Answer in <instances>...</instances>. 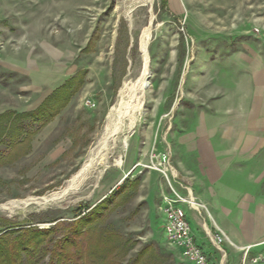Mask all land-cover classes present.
I'll return each mask as SVG.
<instances>
[{
    "label": "rangeland",
    "instance_id": "obj_1",
    "mask_svg": "<svg viewBox=\"0 0 264 264\" xmlns=\"http://www.w3.org/2000/svg\"><path fill=\"white\" fill-rule=\"evenodd\" d=\"M148 27L135 122L68 188L117 123ZM204 146L209 163L219 151L217 180L198 169ZM167 200L195 240L264 209V0H0V234L52 228L35 264H58L55 247L69 252L60 264H100L88 248L101 237L103 264H194L167 231Z\"/></svg>",
    "mask_w": 264,
    "mask_h": 264
},
{
    "label": "crops",
    "instance_id": "obj_2",
    "mask_svg": "<svg viewBox=\"0 0 264 264\" xmlns=\"http://www.w3.org/2000/svg\"><path fill=\"white\" fill-rule=\"evenodd\" d=\"M199 150L200 161L198 169L204 174L211 176L213 180L220 178L224 166L219 159H215L219 151L212 146L214 159L213 163H209L205 159L208 156L205 146ZM241 193L244 192H239V194ZM223 228L225 234L228 235L230 241L233 243L226 242L223 244L226 251L223 264H240L245 256L246 264H255L250 259L258 254L264 255V209L261 206H256L253 212L246 210L239 211L238 217L234 216V221L232 222L230 220L225 222ZM195 241L207 252L212 264H219L221 255L217 250L215 251L216 248L210 241V238L208 240L197 238ZM257 264H264V262Z\"/></svg>",
    "mask_w": 264,
    "mask_h": 264
},
{
    "label": "bare ground",
    "instance_id": "obj_3",
    "mask_svg": "<svg viewBox=\"0 0 264 264\" xmlns=\"http://www.w3.org/2000/svg\"><path fill=\"white\" fill-rule=\"evenodd\" d=\"M150 30L151 29L148 27L144 31L141 37L142 61H143L141 72L134 81L124 84V86L121 88L120 99L117 105L113 109H111L112 112L110 113L111 114L110 117L116 116L115 118L117 119V123L113 126V129L108 130L105 133L104 137H102V139L98 142V144L95 145L96 154H92L91 156H89L88 160L83 164V166L78 170V172L75 175H73L70 181H68L69 182V184L67 183L68 188H71L75 186L77 183H79L84 178L85 174L97 168L98 164L101 166L100 164L102 163L101 158L104 155H106L110 137L121 130L123 121L125 119L129 120L130 127L133 126L135 122L136 114L140 111L142 106V98L144 92L147 90V88L150 85L149 79H150L151 71H150V58L148 53V47L150 42ZM127 146H128L127 137H125L123 140V148H127ZM115 164L121 165L122 158L117 157L115 159ZM103 165L106 164L103 163L102 166ZM68 188H65L62 191V194L66 193V190ZM57 195L58 194H53L50 196V198L44 197L42 199L45 201L53 198L55 199V196ZM0 208L6 209V204H3L2 206H0Z\"/></svg>",
    "mask_w": 264,
    "mask_h": 264
},
{
    "label": "trees",
    "instance_id": "obj_4",
    "mask_svg": "<svg viewBox=\"0 0 264 264\" xmlns=\"http://www.w3.org/2000/svg\"><path fill=\"white\" fill-rule=\"evenodd\" d=\"M78 228H76L77 230ZM52 232V228L38 229L28 227L21 231H7L0 234V264H35L40 258L46 255L48 249L45 247V237ZM17 233L11 237L10 234ZM69 243V242H68ZM107 243L103 237L96 239L90 244L88 254L94 259H99V263L105 262L101 257L106 254ZM56 247L51 249L52 257H57V263L61 260L69 261V252L62 250L61 254L56 252ZM72 256V255H71ZM37 259V260H36ZM70 262V261H69ZM95 263V262H94Z\"/></svg>",
    "mask_w": 264,
    "mask_h": 264
},
{
    "label": "built area",
    "instance_id": "obj_5",
    "mask_svg": "<svg viewBox=\"0 0 264 264\" xmlns=\"http://www.w3.org/2000/svg\"><path fill=\"white\" fill-rule=\"evenodd\" d=\"M178 200H167L165 212L168 217L167 231L174 239V242L182 248L184 257L194 264H212L207 252L201 247L191 234V228L186 217L184 209L178 205ZM209 233V232H208ZM210 241L220 253L221 258L219 264H223V259L226 257V251L223 244L228 242L233 244L229 237L221 230V234L210 235ZM252 263L264 262L262 254L252 257ZM240 264H246V256L243 257Z\"/></svg>",
    "mask_w": 264,
    "mask_h": 264
}]
</instances>
